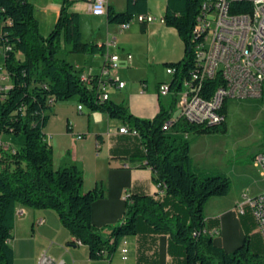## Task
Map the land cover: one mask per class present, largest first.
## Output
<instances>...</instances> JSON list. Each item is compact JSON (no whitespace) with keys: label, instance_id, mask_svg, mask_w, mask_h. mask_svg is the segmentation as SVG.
<instances>
[{"label":"trees","instance_id":"16d2710c","mask_svg":"<svg viewBox=\"0 0 264 264\" xmlns=\"http://www.w3.org/2000/svg\"><path fill=\"white\" fill-rule=\"evenodd\" d=\"M74 1L62 0L56 23L44 36L29 0H0V38L2 43L12 46L6 57L0 58L12 82L10 91L0 94V136L24 138L15 154L0 151V264H14L10 243L18 205L56 212L74 238L69 245L86 246L93 261L110 262L120 241L137 235L140 227L147 225L155 233H168L175 244L183 247L186 264H263V252L251 250L253 243L263 250L259 237L246 233L242 244L228 253L206 229L207 203L211 198L226 197L231 181L223 172L198 169L193 164L191 143L186 136L223 131L224 123L216 126L188 123L171 112L175 93L197 68L193 31L202 0H167L164 23L178 32L185 53L180 62L167 65L174 69L170 81L174 101L168 107L160 103V111L153 119L133 116L124 104L110 100L102 103L81 83L74 65L62 58L65 54L105 53L104 46L83 41L79 14L71 11ZM251 10L250 3H238L232 8L233 13ZM147 13V0H127L124 12L110 6L106 15L108 22L122 25ZM142 30L145 31L144 26ZM216 88L217 82L206 83L207 95ZM71 99L139 132L137 140L143 151L135 152L132 161L140 162V168L152 170L155 184L184 207L188 221L180 215H171L164 201L130 193L125 200L123 219L111 227L108 237L103 236L93 224L92 207L104 197V192L98 186L84 191L83 173L75 165L55 168L52 147L45 141L44 129L54 106ZM175 117L178 121L165 130L166 121Z\"/></svg>","mask_w":264,"mask_h":264},{"label":"crops","instance_id":"0c3cea01","mask_svg":"<svg viewBox=\"0 0 264 264\" xmlns=\"http://www.w3.org/2000/svg\"><path fill=\"white\" fill-rule=\"evenodd\" d=\"M29 1L34 6L40 32L47 36L56 23L62 0ZM147 2V15L154 18L153 22L143 25L135 17L127 28L108 22L107 15H93L90 0H75L71 6V11L79 14L83 41L104 46L105 53L77 55L76 64L70 63L80 74L96 75L107 55H119L120 67L116 73L125 86L111 88L110 101L126 105L133 116L141 119H153L160 111V103L168 107L174 93L163 97L159 94V87L164 83L170 84L173 78L167 73V65L180 62L185 53V45L178 32L161 22L167 0ZM110 6L117 12H124L127 0H107V8ZM128 55L132 56L131 60L127 59ZM66 56L62 55V58L66 59ZM78 105V101L75 104L71 99L54 106L44 129L45 141L52 147L55 168L75 165L83 173L84 191L98 186L104 192V197L95 201L92 207L93 224L103 236L108 237L111 227L123 219L127 192L164 201L171 215H180L188 221L184 207L161 192L155 184L152 170L140 168V162L132 161L135 152L143 151V148L137 138L118 132L122 122L98 111L86 113L84 108L80 112ZM78 135L83 138L78 139ZM0 142L19 149L1 139ZM190 155L198 169L207 171L194 160L191 150ZM212 200L216 201L212 203ZM240 200L241 195L234 205L227 207L223 199L211 198L205 208L206 229L210 232L221 225L219 238L222 242L212 238L228 253L242 244L246 233L259 237L262 242L250 215L237 219V232L229 231L231 221L226 217L228 213L236 216L235 206ZM211 204L216 209L208 214ZM223 223L228 236H233L232 241L223 240ZM70 242H74V238L61 224L56 212L22 205L16 207L10 243L14 264H40L43 255L57 264H186L184 248L175 244L168 233H155L147 225H142L137 235L124 237L110 262L90 260L86 246L79 243L69 245ZM123 250H126V260L123 259Z\"/></svg>","mask_w":264,"mask_h":264},{"label":"built area","instance_id":"2783aa9c","mask_svg":"<svg viewBox=\"0 0 264 264\" xmlns=\"http://www.w3.org/2000/svg\"><path fill=\"white\" fill-rule=\"evenodd\" d=\"M238 3H250L252 10L248 13H233L232 8ZM91 12L96 16L107 13V0H90ZM140 22L151 23L154 18L138 15ZM164 23V19L161 20ZM129 23L122 24L127 28ZM195 36L194 54L197 68L182 83V95L179 102L178 118L185 122L216 126L225 122L223 107L229 99H261L264 96V0H202L201 10L196 19L193 31ZM1 35V32H0ZM12 46L2 43L0 38V58L6 57ZM132 59L131 55L127 56ZM120 67L119 55L109 54L105 57L101 71L94 74H80V81L86 85L102 103L110 100L109 91L113 87L124 88L125 82L116 71ZM167 73L174 74L168 67ZM215 81L217 88L207 95L206 83ZM12 88L10 75L3 62H0V94H6ZM170 84L159 87V94H171ZM179 92L175 93V97ZM53 104V100L51 101ZM85 107L78 105V110ZM178 118L169 119L164 124L170 130ZM120 134L139 137V132L126 125L119 128ZM78 139H82L78 135ZM0 148L10 154L17 149L0 142ZM254 166L261 169L264 175V154L259 155ZM164 193V190L161 189ZM130 192L125 195L129 197ZM240 217L250 215L256 224V231L262 239L264 264V192L241 195L235 206ZM220 227H215L210 234H219ZM123 259H127L123 250ZM40 264H57L43 255Z\"/></svg>","mask_w":264,"mask_h":264},{"label":"rangeland","instance_id":"374dc122","mask_svg":"<svg viewBox=\"0 0 264 264\" xmlns=\"http://www.w3.org/2000/svg\"><path fill=\"white\" fill-rule=\"evenodd\" d=\"M77 57L79 58L76 54H67L66 60L76 64ZM181 95L182 91H179L175 101L174 98H171V102L174 101L173 110H171L173 115L178 114ZM73 103L76 104L77 100L73 99ZM88 111L85 108L84 112ZM224 114L225 129L223 131L219 130L210 134H191L186 138L191 143V154L201 168L207 171L223 172L230 178L229 194L219 198L223 199L224 205L229 207L244 192L260 194L264 191V175L261 174L260 168L254 166L256 158L264 154V98L229 99L226 101ZM0 139L19 149L24 143V138L21 135L2 134ZM212 201L214 203L216 200ZM214 209L216 206L211 204L208 214L212 213ZM226 219L231 221L229 231L237 232V219H240V216L237 213L236 216L228 213ZM223 224V240L232 241L233 236H228L225 223ZM219 237V234H213L214 240L221 243L222 240ZM255 249H259L258 252L262 254V248H256L253 243L252 252Z\"/></svg>","mask_w":264,"mask_h":264}]
</instances>
